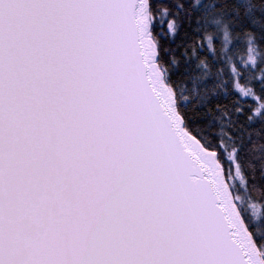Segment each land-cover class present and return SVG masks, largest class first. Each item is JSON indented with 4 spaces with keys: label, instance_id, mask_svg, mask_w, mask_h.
I'll return each instance as SVG.
<instances>
[{
    "label": "snow or ice",
    "instance_id": "6c2138e0",
    "mask_svg": "<svg viewBox=\"0 0 264 264\" xmlns=\"http://www.w3.org/2000/svg\"><path fill=\"white\" fill-rule=\"evenodd\" d=\"M0 264H264V0H0Z\"/></svg>",
    "mask_w": 264,
    "mask_h": 264
}]
</instances>
